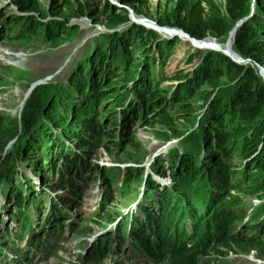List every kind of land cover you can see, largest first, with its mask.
I'll return each mask as SVG.
<instances>
[{"label":"rangeland","instance_id":"374dc122","mask_svg":"<svg viewBox=\"0 0 264 264\" xmlns=\"http://www.w3.org/2000/svg\"><path fill=\"white\" fill-rule=\"evenodd\" d=\"M32 3L35 6L33 10L30 9ZM27 5L28 7H26ZM256 7L257 0H27L24 7L15 0H0V19L6 20L4 26L7 28L0 35V51L7 53L19 52L26 55L23 64H18L19 61L15 60V57L6 58L5 55L0 53V149H3V152H0V162H2L1 156H4V159L6 158L5 153L8 147L11 152L20 151L18 156L28 167L32 163L36 169L41 166L35 162L36 159L30 158L38 152L35 151V146L38 143L39 135L33 134L31 137H27L21 134L22 131L20 129L23 127L22 124L20 126V121L22 120L20 119V111L25 99V92H27L25 101L38 95L35 94L36 88L27 89L34 81V84L48 82L49 84L44 87L45 90L53 82H60L61 84L68 82L69 84L73 74L77 75V71L74 68L79 62L83 61V55L87 51H95L98 46L104 49L105 52H109L108 45L110 44L116 51L112 57L119 63L112 66L106 75H104L103 71L93 74L96 70H92V74L86 79L92 80L97 75V86L95 88L90 89L86 86L83 92H80L75 89L76 80L74 85L71 86L72 93L70 92L68 96H63L59 100V103L72 102L74 104L72 111L74 112L79 104L85 102L87 96L93 97L96 100V106L94 107L96 115L101 118L99 124L105 122L108 115L104 114H108L112 110L116 111L120 118V141L117 139L118 117L110 115L102 130L103 133L109 134L106 139L99 141L98 135L95 134L93 136L94 144L81 148L78 147L79 141L75 142L77 147L85 153L86 159L91 161L90 169L94 165L99 168L95 171L93 170L92 173L87 171L84 178L86 184H80L79 187L74 185L77 190L68 193L69 191L62 189L65 194L67 192L66 197L62 196V198L71 199L72 203L66 205L57 202L55 212L58 214H52L48 220L46 219L45 225L41 227V230H48V233L44 236L43 233L34 236L35 238L33 237L32 239L33 243L29 244V249L34 244L36 251L32 248L27 254H22L19 250H16L17 253L14 256L19 261V264H175L177 262L166 254H160L158 250H148L144 247L138 248L133 246V244L128 245L126 240L132 235L131 233L138 232L136 229L141 230L138 234L143 236H135L136 238H144V232L147 231L152 233L149 234L148 239L152 238V242L157 246L160 244V240H156L155 237L156 229L130 228L134 221L129 220L128 217L125 222L130 227L125 226L121 230L118 226H111L106 233L101 234L92 243H90L91 236L105 223L112 222L117 217L119 218L121 212L125 209L127 210V206L135 199H138L136 200L135 208L133 205L130 207L133 211L128 213L129 215L125 214V211L122 216H130L136 213L140 201L139 198L142 197L143 199L145 197L147 199L150 193L147 186L155 188L156 191L160 190V186L169 190L159 180L160 177H156V174L150 177V169L156 159L152 158L154 153H158L163 149L165 153L161 152L158 154L164 153L165 158L173 153L178 155L173 163H171L170 157H168V162L166 160L163 161V159L156 160L157 172H164V176H167L168 172L177 174L181 168L187 170L190 162L196 163V165L208 172L209 165L217 166L216 162L208 161L207 151L201 145L205 138L203 135L201 138V135L197 134L206 133L209 126L212 129L216 126L220 128L217 124L207 122L206 108L209 104L214 107L217 98L220 100L224 92L227 91V95L232 93L231 89L234 88L230 86L236 84V90L238 91L247 87L253 92V95L248 96L246 103L242 100V103L246 106L243 107L249 109V111L247 110V117L250 118L248 120L250 122L242 123L245 120L241 118L237 120V123L232 122L231 129L226 130L225 138L230 131L243 132L241 136L237 137L240 138L245 136L247 132H251L253 127L264 125V31H255L248 34L247 32L243 34L241 30L239 31V28L246 22V17L250 16L251 12L250 18L257 16L258 11L264 14V11L257 10ZM207 14L211 20L205 18ZM176 16H179L181 20L177 19ZM182 16L183 18H181ZM131 19L151 22L159 29H175L186 35L190 40L203 41L202 44L206 40H211L214 50H200L203 46L198 47L199 49L191 47L193 46L191 43L189 44L184 40L182 42L179 36L172 38L163 36L161 38L162 36L160 37L159 34L145 28L141 24L144 23L147 26V23L135 22ZM242 19L245 21L239 23ZM150 28L155 30L152 26ZM185 28L190 29L189 32ZM2 31L3 28L0 27V34ZM109 31L113 32L108 33ZM232 31L234 32L230 48L227 50V40L230 38ZM172 33L180 34L177 32ZM109 34L113 35L108 37ZM114 36L119 40H114ZM124 38L128 40L124 42ZM98 39L103 40V42L108 41L109 44L104 47L103 43L92 45ZM131 39L136 41H131ZM239 39L243 41L241 43H246L247 47L245 49L237 48ZM139 42L144 43L151 52H142L144 46L140 45ZM234 51L239 55V59L243 63L233 60V57L231 58L230 53L235 58H238ZM210 54L222 55L239 68H221L210 72H208L209 69L205 70L204 68L206 72L203 75L201 73L195 75L204 66V61ZM121 56L123 57L122 59ZM163 58L167 59L161 65ZM109 64L114 63L110 62ZM145 66L146 68H144ZM124 68L129 71L127 77L124 76L126 75ZM133 73L135 74L133 75ZM145 73H148L150 78L145 80V85L150 87L146 91L152 94L146 97L145 100L151 99V103L148 106V110L143 111L141 117L133 119L135 123L130 127L127 124L125 125L127 110L129 106L132 108L135 102L141 100L137 94L135 83L141 87L143 83L142 79L140 80V75ZM114 74H119V77L112 78L111 76ZM120 74L123 75L120 76ZM192 77L194 81L191 83L190 81L187 82ZM103 80H105L103 87L106 86L108 81L111 82V85L119 86L111 88V91L106 90L99 94L97 92L101 91ZM180 83L185 84L183 92H176L175 89ZM238 83H240L241 87L238 86ZM257 83H261L263 86V99L259 98L261 93L257 91ZM120 86L122 87L119 96H112L111 92L114 89L119 90ZM29 90L30 92H28ZM106 93L111 98L99 102L100 96ZM146 94L143 91L142 95ZM69 97H71L70 101H68ZM163 97L170 99L171 102L170 104L166 103L161 110ZM38 100L41 102L45 101V105L52 101L51 97L49 100L47 97L37 98L36 101ZM166 101L169 102L168 100ZM219 107L224 110L229 108V105L219 103ZM243 107L240 109L241 112ZM215 108L218 109L217 103ZM233 109L237 110L236 107H233ZM122 110L124 112L123 116L120 113ZM42 115H45L44 112ZM51 116H53V123L61 124L58 116L53 113ZM75 119V117L71 116V119H69L70 125L75 122ZM227 120L229 121V118ZM231 120H234V117ZM39 121L44 124L43 132L45 130L48 131L49 136L47 135L44 138L50 140L51 143L56 142V136L60 132L67 137L63 131L64 129L58 125L55 127V124L44 119L43 116L40 117ZM109 123H114V125L110 126ZM3 127L6 128L4 131H2ZM189 128L193 129L186 136L188 137L187 146L178 143V141L176 142L177 144L174 143L169 146L176 144L177 148L174 151L167 152L169 147L164 145L160 147V145L155 144L156 142L159 143L160 140L163 142L167 137L176 136L177 129L186 131ZM68 129L70 134H72L71 128L68 127ZM39 131L41 132V128H39ZM57 132L58 134H55ZM234 136L236 135L234 134ZM56 144L58 145V143ZM100 144L106 147L98 146ZM149 144L151 145L149 146ZM72 149L78 157H81L74 146ZM149 150L150 155L148 156ZM248 150L250 153H248ZM67 151L65 150L64 152ZM146 151H148L147 156ZM242 152H245L243 160L247 158L245 161L247 167L245 169L246 175L242 177L239 183L235 182L229 185L227 189L233 190L229 191L230 195L228 197H224V194L221 195V198L224 199L222 201L230 200L225 201V203H229L225 205L233 207L235 209L234 214L244 210V202L247 205L253 197H258V199H263L264 197V167L257 168L255 167L257 165V162L254 161L255 158L248 159L251 154L263 155L264 157V150L256 146L255 148L243 149ZM218 156L219 154L217 153V158ZM54 157H57V155L54 154ZM149 158L152 159L149 164L142 167ZM243 160L239 162L238 168L241 167ZM261 161L264 163V160ZM59 162H63L62 157H59L57 163ZM24 163L21 161V164H19V172L28 175L30 177L29 181L35 184H43L44 182L46 188L50 191V187L46 185L48 181L46 170L42 168L39 171L36 170L38 178L25 167ZM61 163H59L61 172L64 174L72 173V171L67 169L68 165L65 168L66 164ZM227 163L223 162L226 165V169L230 172L231 169ZM110 169L114 170V172H109L107 179L105 178V171ZM129 170H133L138 177L142 173L143 179L140 178L138 185H136L138 181L133 182L130 178H126ZM113 174L115 175L114 181ZM237 175H240V173H229L227 179L230 178L232 180ZM119 176L124 184L123 182L117 183V181H121ZM13 177L16 178L15 173H13ZM100 177H102L101 180ZM69 179H72V177ZM165 179L168 178L165 177ZM73 181L82 182L83 175L80 174L78 179ZM210 183L213 184L211 180ZM120 184L121 188L119 187ZM128 185L130 187H127ZM175 188V186L170 187L172 192H174ZM216 189L217 187H213L212 190ZM33 190L37 194L40 193L35 186H33ZM4 198L0 193V248L3 249L2 252L12 255V250H4V245L1 242L4 239L6 228H8L9 234L5 240L18 242V238L14 237L16 230L13 226L15 225L14 217L21 210L14 209V204L10 202L12 197L8 199V202L12 203L9 206ZM100 204H102L101 208H99ZM148 208V210L152 211V208ZM159 208L161 209V206ZM95 209L97 210L95 211ZM248 209L250 212L258 214V219L255 223L249 222L248 219H242V215H238L231 217L222 225L223 223L217 222L216 214V220L211 224L209 221L212 219V213H208L205 220L202 221L201 227L193 235L189 236L190 238H188L186 245H190L188 248L192 247L190 250H193L194 246L198 242H202L206 235L210 236L223 230L224 233L219 234L216 239L206 241V243H215L209 249L227 248L221 249V253L210 251L205 253L203 256L212 258L209 260L210 264H264V236H240L246 233V230H264V217L260 215L264 211V201L256 208ZM10 213H13L12 216ZM160 213L158 211L150 212L153 217H157ZM59 214L64 215L66 218H63V220L59 219L57 222L58 227H56V230L58 232L56 234L55 226L52 227L50 225H53L56 221L55 219L61 216ZM22 221L25 222V219H22ZM119 221H121L120 218ZM220 224L222 227H220ZM36 228H38V225L33 226L30 232L31 235L39 232V230H36L34 233ZM20 244L21 240L16 248ZM10 246H13V244H10ZM199 256H196L192 264H197ZM203 256L201 255V257ZM7 263L6 259H1L0 261V264ZM201 264L204 263L201 262Z\"/></svg>","mask_w":264,"mask_h":264},{"label":"trees","instance_id":"16d2710c","mask_svg":"<svg viewBox=\"0 0 264 264\" xmlns=\"http://www.w3.org/2000/svg\"><path fill=\"white\" fill-rule=\"evenodd\" d=\"M15 1L18 3H21V5H23V7H24V5H26L27 0H15ZM26 7H28V5ZM33 8H35L34 3H32V7L30 9L33 10ZM256 9L264 11V0H257ZM180 13H181V11H180ZM176 18L179 19L180 17L176 16ZM181 18H183V16ZM205 18L207 20H211V18H209L208 14L205 16ZM179 20H181V19H179ZM179 26L182 27V25H180V24H179ZM185 30L189 32L190 29L188 30L187 28H185ZM240 30L243 32V34L246 32L248 34V33H252L255 31L263 32L264 31V14H262L260 11H258L257 16H255V17L253 16L252 18L247 19L246 22L243 23V25H241V27L239 28V31ZM259 32H257V33H259ZM112 35L113 34H109L108 37H111ZM116 39H118V38L116 36H114V40H116ZM240 39L238 41L239 44L237 43V48L245 49L247 47V45H246V43H241L243 41H240ZM127 40H128L127 38H124V42ZM132 40L133 39H131V41ZM133 41H136V40H133ZM97 42H98V44L103 43V47L105 45L109 44L108 41L103 42V40H101V39H98ZM129 43H128V45H129ZM139 44L144 46V50L142 52H144V51H147V53L151 52L148 50L147 46L144 43L139 42ZM113 45H114V42H113ZM128 45H126V46H128ZM135 45H138V44H135ZM108 49H109V52H105L104 49H102L100 46H98L95 49L93 54H91L90 51H87L83 55V58H82L83 61L79 62L76 65V67L74 68L75 71H77V75L73 74L69 84H68V82L66 84L55 83V84L49 85L46 90L44 89L43 86L35 90V94H38L37 98H41V96L47 97V98L51 97V99H52L51 103H47V101H46L47 105H45V101L41 102L39 100L36 101L37 98L36 99L30 98L28 100V102L25 104L23 111H22V116H21L22 120L20 121L21 122L20 125L22 124V126H23V127H21L23 135H26L27 137H31V136H33V134L39 135L38 139H37L38 143L35 146V151H38V152L36 155H33L30 158L36 159L35 162H37L38 165L40 164L42 167L44 166V164L47 161H49L51 164L48 165L46 167V169H48V170L52 169V171L54 172V170L57 166V163H56L57 158L63 157L62 164L63 163L66 164L65 168L68 165L67 169L69 171H72V173L64 174L62 172V175L60 177V184L61 185L59 186V188L61 190L62 189L67 190V192L69 191L68 193H70L71 191L77 190V188L74 189L75 188L74 185H78V187H79L80 184H82V185L86 184L85 183L86 181H82L81 183L79 182L77 184V181H73V180L78 179V176L80 174H82V172L84 173L83 177H85L86 172L88 170L92 173V171L94 169L92 168L90 170V165H91L90 161L86 160V158L84 160L83 156H81V157L76 156L74 159L69 160L70 153H64L63 152L64 142L60 140L61 137H57V136H56V138H57L56 142H58L60 147H61V144H63L61 147L63 150L61 149V150H59L58 153H56L57 157H55L54 162L51 161L52 160L51 154L54 155L55 150H57V149H52V146L55 142L51 143L50 140L44 138L48 135V131L45 130V132H43L44 124L40 123L39 119L41 116H44V118L47 119L48 121L54 122L52 119L53 116H51V114L53 113L54 115L58 116L60 121H61V124L59 127L64 129L63 131L65 132V134L67 136L66 139H70L73 142H76L78 140L79 141L78 146L80 148H81V146L87 147L90 144H93L92 143L93 139L84 141L80 137V133L83 132V128H85L86 131L88 129L89 132L91 133L92 137L95 134H97L99 137V141L104 140L105 137L107 138L106 135L109 136V134L103 133L102 132L103 129L99 128V126H98V125H100L99 121L101 118L100 117L98 118V116L96 115V109L94 108L96 106V104L94 103L95 99L93 97L87 96L85 102L79 104L75 108L74 112L72 111L73 105H74L72 102L59 103V100L61 97L66 96V95L68 96V94L70 92L72 93L71 86L74 85V83H75L74 81L77 80L75 89L80 91V92H83V89L86 86H88V88H90V89H93L97 86V75L92 80L86 79L87 77H89L90 74H92L93 69L96 70L93 74H95L99 71H103L104 75H106L107 71L110 69V67L112 65V64H109L110 62L114 63V64H119L112 57V55L116 51H114V49L110 46V44L108 45ZM161 52H165V51H161ZM104 57H107V58H104ZM122 58L123 57L121 56V59ZM147 58H148V55H147ZM86 59H88L87 62L85 61ZM166 59L167 58L162 59L161 65ZM144 68H146V66ZM204 68H205V70L209 69L208 72H210V71H213L215 69H217V70H219L221 68H223V69L224 68L235 69V68H239V67L234 65L229 59H227L226 57H224L222 55L210 54L208 57H206V59L204 61V66L195 75H198L199 73H201L203 75L206 72L204 70ZM128 72L129 71L126 70L125 71L126 75H124V76L127 77L129 74ZM134 74L135 73H133V75ZM120 75H123V74H120ZM111 77L115 78V77H119V76L113 75ZM148 78H149L148 73L140 75V79H142V80H147ZM188 81H190V83L193 82L194 81L193 77L190 78L189 80H187V82ZM110 85H111V82L108 81L106 86H110ZM137 85H139V84H137ZM238 86L241 87L240 83H238ZM256 86H257V91H259L261 93V97H259V98L263 99V97H262V90H263L262 84L257 83ZM184 87H185V84L180 83L177 85L175 90H176V92H183ZM230 87L234 88V89H231L232 93L227 95V93H226L227 91L224 92L223 93L224 95L220 98V100L217 98V101L215 102L214 107L212 104H209L206 108V117L208 119L207 122L217 124L220 128H218L216 126L212 129L209 126V127H207L206 133H203V134L198 133L197 134V135L200 134L201 138L203 135L205 138V139H203V141L206 144L210 145L211 153L207 154V159L210 162H216L217 166L216 165L208 166L209 172L203 168L195 166V167H192L191 169L187 168V170L182 168L178 171L177 174H172V180L175 183L176 192L181 197V202H183V203H184V200L188 197V192L186 190H184L183 188H181L180 185L183 187H186V186H189L192 184L206 185L211 180L214 184L213 187H217V178H218V180L220 182L222 181L223 185L226 186L225 181L223 180V177L226 174V171L223 168V162L225 160L224 157L225 158L227 157L230 159L229 160V167L231 168L232 166L237 165V164H235V161L238 162V160L241 159V157L245 153V152H242L243 149H249V147L255 148L256 146L260 145V148L264 150V125H258V126L253 127V130L251 132H247L245 136H242L240 138H237V137L241 136V134H243V132H240L237 130L236 131H230V133L227 134L226 138H225L226 130L228 131L231 129L230 126L232 125V122L237 123V120H240V118L245 120V121H242V123L250 122V121H248L250 118L247 117L249 109L244 108L246 106L244 103H242V100H244L246 103L248 96L253 95V92L247 87L241 91L236 90V84L234 86H230ZM37 91H39V92L37 93ZM99 92L100 91H98L97 93H99ZM117 94H118V91L112 92V96H114V95L116 96ZM150 95H152V94H150ZM100 97H101V102H103L106 99L111 98V96L107 93L104 95H101ZM70 99H71V97H69L68 101H70ZM166 100H168L169 102H167ZM170 102H171L170 99L163 97V99L161 101V105H162L161 110L163 109V106L166 103L170 104ZM150 103H151V99H149V100L142 99L139 102H135L134 106L132 108L129 107V112L127 113V121H126L125 125L127 124L131 127V125L133 123H135V121H133V119L141 117L143 115V111L148 110V108H149L148 106ZM216 103L218 104V109L215 108ZM219 103H221L222 105H229V108H225L223 110L221 107H219ZM233 107H236L237 110H234ZM242 107H243V110L241 112L240 109ZM43 112L45 115H42ZM120 113L123 116V114H124L123 110ZM240 115H241V117H240ZM71 116L75 117L76 121L70 125L69 119H71ZM256 116H258V115L256 114ZM232 117H234V120H231ZM227 118H229V121L227 120ZM255 123H258V122H255ZM37 124H39V125L37 126ZM109 125L110 126L114 125V123H109ZM68 127L71 128L72 134H70V130L68 129ZM39 128H41V132L39 131ZM81 128H82V130H81ZM5 129L6 128L3 127L2 131H4ZM184 132L185 131H183L182 129H177V135L183 134ZM93 133H94V135H93ZM234 134L236 136H234ZM73 137H75V138H73ZM216 137H217V140H216ZM224 139H226V140H224ZM187 144H188V142H184L185 146H187ZM30 146L32 147V145H30ZM48 148H49V152L51 154L48 152ZM1 150H2V148L0 149V151ZM217 152H220V153H218L219 154L218 158H217ZM248 153H250V151ZM12 154H11V156L8 155L5 159H4V157L1 159L2 162H0V180L3 178L4 175L9 176L10 178L13 176L14 169H13V166L11 165V163H12V161L13 162H15V161H14V158L12 157ZM37 155H38V157H37ZM83 155H84V153H83ZM164 158H165V155L162 157V159H164ZM254 158H255L254 161L257 162V165H255V167L263 168L264 163L261 161V160H264L263 155H259V156L256 155ZM156 160H155V163L153 164V167H152L153 172H151V173L153 175L156 174L158 176H161V174L157 172L158 169H157ZM39 168L40 167H37V169H36L34 167L33 163L30 164L28 167V169L31 171V173L35 174L36 176H37V171H39ZM42 169H44V167ZM52 174H56V173H52ZM133 176L135 178L132 179ZM70 177H72V179H69ZM126 178H130L132 180H134V179L138 180L139 177L136 173L133 172V170H129L127 172ZM213 187H212V189H213ZM57 188H58V186H57ZM190 188L191 187H189V189ZM192 188L195 189L194 187H192ZM236 188H240V187H236ZM149 192L150 193L148 194L147 199H145V197L143 198L142 203L138 206V210L136 211V213L133 214L131 219L134 222H133V225L131 227H136V228L143 227V228L156 229L157 233H155V237H156V240L157 239L160 240L159 250L161 251V254L162 255L166 254L167 256L175 259L177 261L175 264H180V263L192 264L195 261V258L197 255H204L208 251L212 250L209 248L214 246L215 243H206V241L210 240V239H216V237L219 234L224 233L223 230H221L220 232H217L213 235H210V236L206 235L202 239V242H198V240H197L198 244H196L194 246L193 250H190L192 247L188 248L190 245H186L188 238H190V237L187 236V238H185V240H184L183 234H182V232H184V230L181 228H177L178 224H177V218L175 217L176 210L174 207H179L180 204L175 200L174 192H172L170 189L169 190L166 189L163 186H160L159 191H156L154 188L151 191L149 190ZM20 193H21V188H19L17 190V193L15 194V196H11V190H8L6 195L8 196V199H10L12 197L11 199L14 200V202H16L17 201L16 197L19 196ZM229 195H230V193H229V190L227 189L226 192L224 193V197H228ZM216 196H217V189L214 191L211 190V197L209 200V204H211L214 201ZM27 200H32V203L34 202V199L27 198ZM19 202L20 203L25 202V198L22 195H20V197H19ZM62 202L67 205L69 203H72V200L68 199V198H63ZM225 204H228V203L222 202L217 207L218 213L220 214V216H219L220 219H218L217 222L219 221V223H223L222 225H224L225 224L224 222H226L228 219L231 218V217H229L230 215L234 214V213H231V212H234L232 210L233 207H231L230 205H225ZM160 206H161V213L157 217H153L150 214L151 210L146 211V209L148 207H152L153 209H158ZM207 206L211 207L210 205H207ZM100 207H101V205H100ZM185 209L189 213V216L192 217V214L190 212L191 210L188 209V206H185ZM227 209H230V210H227ZM185 215H186L185 212L182 215H180L178 217V221L184 222L183 217ZM23 217L25 219V222H22L24 224V231L28 232L29 227H30V223L28 222L27 216L23 215ZM60 218H61V216L56 219L55 223L58 222ZM137 219H140L142 222L149 223L151 225L149 226L147 224H140L137 222ZM235 219H237V218H235ZM203 220H205V217L200 218L198 220L199 223L196 224L194 227L195 231H197L198 228L201 227ZM215 220H216L215 218H212L211 221H209V222L211 224H213L215 222ZM165 222H167V224H165ZM222 225L220 224V227H222ZM116 226H118L119 228H121V230H123L122 229L123 227L120 226L119 223ZM56 227L57 226H55L54 230H55V233L57 234L58 231L56 230ZM60 228H57V229H60ZM136 231L140 232L141 230L136 229ZM138 232H136L134 234L130 232L132 234V235H130V239L132 240V243H134L133 246H137L138 248H142V247H144V245H147L148 242H151L153 240L152 238L148 239L149 234H152V233H149L147 231L144 232L145 233L144 238H136L135 236L143 237L142 235L138 234ZM199 232H201V230H199ZM171 233H174L175 235H173ZM156 234H158V235H156ZM206 234H209V233H206ZM176 235H179V236H176ZM216 247H217V243H216ZM217 249L219 250L221 248H217ZM225 249H227V248H225Z\"/></svg>","mask_w":264,"mask_h":264},{"label":"clouds","instance_id":"9594fccd","mask_svg":"<svg viewBox=\"0 0 264 264\" xmlns=\"http://www.w3.org/2000/svg\"><path fill=\"white\" fill-rule=\"evenodd\" d=\"M5 23H6V20H4V19H0V27H2L3 28V31H2V33L0 34V35H2L6 30H7V28L4 26L5 25ZM139 24V23H138ZM111 32H113V31H109L108 33H111ZM98 42H97V40H96V42H94V43H92V45H94V44H97ZM91 54H93L94 53V51L93 52H90ZM88 59H86L85 61H87ZM114 65H116V64H112L111 65V67L112 66H114ZM111 67H110V69H111ZM143 67V66H142ZM125 71V70H124ZM107 73H108V71H107ZM114 75H119V74H114ZM121 76V75H120ZM116 78V77H115ZM148 79H150V78H148ZM49 80V79H48ZM132 80V79H131ZM130 80V81H131ZM141 80V79H140ZM104 81L105 80H103V83H102V86H101V91L99 92V94L102 92H105L106 90H110L111 91V88H115V87H117V86H119V85H110V86H107L106 88H105V86L103 87V84H104ZM129 81V82H130ZM35 82V81H34ZM34 82L31 84V85H33L34 84ZM55 83H60V82H53L52 84H55ZM142 83H143V85L140 87L139 85H137V83H135V87H136V90L138 91L137 92V94H138V96H139V98L142 100V99H145L146 97H148V96H150V93H148V91H146L148 88H150V87H147L146 85H145V80H142ZM49 83L48 82H45V83H41V84H38V85H33L32 87H31V85L29 86V87H27V89H33V88H38V87H46L47 85H48ZM40 85V86H39ZM38 86V87H37ZM138 86V87H137ZM121 87L122 86H120V88H119V90L118 89H114L112 92H116V91H118V94H117V96H119V94H120V92H121ZM35 89V90H36ZM116 90V91H115ZM110 91H108V92H110ZM143 91H145L147 94L146 95H142V93H143ZM111 92V93H112ZM98 94V95H99ZM108 94V93H107ZM38 95H35L33 98H36ZM115 96V95H114ZM41 98H44L43 96H41ZM29 100V99H28ZM28 100L27 101H25V103H24V105H23V107H22V109H21V116H22V111H23V108H24V106H25V104L28 102ZM48 100H49V98H48ZM140 100V101H141ZM98 101L100 102L101 101V97L98 99ZM107 102V101H106ZM94 103H96V100H95V102ZM127 104V103H126ZM104 105V104H103ZM103 105H102V107H103ZM130 107V106H129ZM19 112V113H20ZM129 112V109L127 110V113ZM18 113V114H19ZM104 115H108L107 116V118H106V120H105V122L109 119V117H110V115L112 116H116V117H118V126H117V128H118V131H117V139L120 141V126H119V114H117L116 113V111H114V110H112V112H110V113H108V114H104ZM104 115H101V116H104ZM21 116H20V119H21ZM98 117H100L99 115H97ZM112 116V117H113ZM44 118V117H43ZM45 119V118H44ZM47 120V119H46ZM74 121H76V119L74 120ZM51 122V121H50ZM104 122V123H105ZM41 123V122H40ZM52 124H55V126H60V124H58V123H53V122H51ZM104 123H101L100 125H98L99 126V128H101V129H103V125H104ZM39 124H37V126H38ZM21 126V125H20ZM21 129V131H22V128H20ZM193 128H189L188 130H186L183 134H178V135H176V136H170V137H167V138H165L166 140H163V142L160 140V142L158 143V142H156L155 144H157V145H160L161 147L164 145L165 147H169L170 145H172V144H174V143H176V142H178V143H180V144H184V142H188V137H186V136H188V134H189V132L192 130ZM81 130H82V128H81ZM102 133V132H101ZM21 134L23 135V132H21ZM93 135H94V133H93ZM184 135V137H182ZM107 136V135H106ZM58 137H61V141H63L64 142V150H68L67 152H70V149L73 147V146H75L78 150H80L78 147H77V145H76V143L75 142H73L72 140H70V139H66V137L60 132V134L58 135ZM80 137L84 140V141H86V140H92L93 139V137L91 136V133L89 132V130L87 129V131H86V129L85 128H83V132L82 133H80ZM74 138V137H73ZM104 139V138H103ZM105 139H106V137H105ZM92 143L94 144V141H92ZM177 144V143H176ZM176 144L175 145H173V146H171V147H169L168 148V150H167V152L168 151H174L177 147H176ZM151 144H149V146H150ZM202 145H203V148L204 149H206V151H207V154H209V153H211V147H210V145L209 144H206L204 141H202ZM98 146H105V145H102V144H100V145H98ZM82 147V146H81ZM106 147V146H105ZM153 147H155V145H153ZM258 148L260 149V145L258 146ZM81 152H83L82 150H80ZM0 152H3V149L0 151ZM147 152L148 151H146V156H147ZM13 153V154H12ZM20 153V151H18V152H11V151H9L8 150V147H7V149H6V153H5V157H7L8 155H10L11 156V154H12V157L14 158V161L15 162H13L12 161V163H11V165L13 166V169H14V173H15V176H16V178H14L13 176L10 178L9 176H6V175H4L3 176V178L0 180V193H1V195H2V197L4 198V196L6 195V193H7V191L11 188V196H15V194L17 193V190L19 189V188H21V187H23V186H26L27 184H28V181H29V179H30V177H28V175H26V174H23V173H21V172H19V170H18V168H19V164H21V161H22V163H24L23 162V160L22 159H20V157L18 156V154ZM165 153V152H164ZM164 153H162V154H158V153H154L153 155H152V158H157V159H159V160H162V157L164 156ZM217 153H220V152H217ZM245 154V153H244ZM243 154V155H244ZM150 155V150H149V153H148V156ZM177 153H173V154H169L168 156H167V158H166V161L168 162L169 161V159H168V157H170V161H171V163H173L175 160H176V158H177ZM256 155H252L251 154V156H250V158H248V159H251V158H254ZM4 156H1V159L3 158ZM84 157L86 158V155H85V153H84ZM144 159H145V157H144ZM228 159L229 158H227V159H225L224 161L227 163V161H228ZM87 160V159H86ZM230 160V159H229ZM243 160V156L241 157V159H239L238 160V162L237 161H235V164H237L236 166H232L230 169H231V171L229 172L227 169H226V165H224L223 164V168H224V170L226 171V174H225V176L223 177V180L225 181V185L226 186H224L223 185V183H222V181L220 182L219 180H218V178H217V196L215 197V199H214V201L211 203V204H209V200H210V197H211V190H212V187H213V184L212 183H210V181L206 184V185H202V184H192V185H189V186H186V187H183V186H181L180 185V187L181 188H183L184 190H186L187 192H188V197L184 200V203L183 202H181V197L177 194V192H176V188L174 189V196H175V200L180 204V206L179 207H174L175 208V210H176V213H175V217L177 218V228H181V229H183L184 230V232H182V234H183V239H185V238H187V235L186 234H188V235H193L196 231L194 230V227H195V225L196 224H198L199 223V219L200 218H203V217H207V214L208 213H212V218H215L216 219V214H217V220L218 219H220L219 218V216H220V214L218 213V210H217V207L222 203V202H225V201H230V200H225V201H222V200H224L223 198H221V195L222 194H224L225 192H226V190H227V188L229 187V185L230 184H232V183H239L240 182V180L242 179V177L244 176L245 177V175H246V171H245V169L247 168L246 167V165H245V161L247 160V158L246 159H244L243 160V163H242V165H241V167L240 168H238V166L240 165L239 164V162L240 161H242ZM228 166H229V161H228ZM24 165H25V167H27L28 168V166L24 163ZM186 165H187V163H186ZM195 166H198V165H196V163H194V162H190L189 164H188V168L189 169H191L192 167H195ZM142 167H144V164L142 165ZM199 167V166H198ZM201 168V167H200ZM182 169V168H181ZM109 172H114V170H112V169H110V170H107V171H105V173H106V177L105 178H107L108 179V176H109ZM249 171H247V173H248ZM229 173H240V175H237V176H235L234 178H232V180H230V178L229 179H227V177H228V174ZM84 173L82 172V175H83ZM162 175H163V177L162 178H160L159 180L162 182V183H164L169 189H170V187H173V186H175V183L173 182V180H172V173H170V172H168V174H167V176H164V172L162 173ZM113 176H114V179H113V181L115 180V175L113 174ZM165 177L166 178H168V179H165ZM119 178H120V180H121V177L119 176ZM133 178H135L134 176L132 177V179ZM140 178L141 179H143V177H142V173H141V176L138 178V180H133V182L134 181H138L137 183H136V185H138V183L140 182ZM102 179V177H100V180ZM131 179V180H132ZM99 180V181H100ZM120 182H123V180H121V181H117V183H120ZM167 182H169V183H167ZM123 184H124V182H123ZM116 185V184H115ZM170 186V187H169ZM120 188H121V184H120V186H119ZM127 187H130V185H128ZM189 187H191L190 189H189ZM192 187H194L195 189H193ZM236 188V187H235ZM171 190V189H170ZM230 190H233V189H229V191ZM134 194V193H133ZM19 197H20V195L19 196H17L16 198V200H17V206H16V208L18 209V210H21L22 212H23V215L24 216H27L28 217V222L30 223V227H29V230H28V232H25V237L26 236H28V234L31 232V230H32V228H33V226H34V218H35V210H34V208H33V203H32V200H25V202L24 203H20L19 202ZM142 197H140L139 199H141ZM255 199H257V200H255ZM136 200H138V199H135L134 201H132L127 207H128V209H127V213H129V211H130V207L132 206V205H134V203L136 202ZM244 201V200H243ZM243 201H232V202H243ZM264 201V197H263V199H258V197H253L252 199H251V201L249 202V203H247V205L245 204V202H244V210H242L240 213L239 212H237L236 214H233V215H230L229 217H236V216H238V215H242V219H248L249 220V222H251V223H255L256 221H257V219H258V214L257 213H252V212H250L249 211V209L248 208H256L260 203H262ZM207 205H210L211 207H208ZM185 206H188V209H190L191 211V214H192V217L191 216H189V213L187 212V210L185 209ZM150 208H152V207H150ZM149 208H147L146 209V211L148 210ZM125 211H126V209L125 210H123L122 212H121V215L122 214H124L125 213ZM155 211H158V212H161V209L160 208H158V209H153L152 208V211H150V212H155ZM186 213V215L183 217V220H184V222L183 221H181V222H179L178 221V217L180 216V215H182L183 213ZM195 212V213H194ZM126 213V214H127ZM260 215H262L263 217H264V211H262L261 213H260ZM119 217H121V216H119ZM118 218V217H117ZM116 218V219H117ZM121 219V218H120ZM240 221H241V219H240ZM137 222L138 223H140V224H147V225H151V224H149V223H144V222H142L141 220H139V219H137ZM119 223V221L117 222V224ZM116 224V225H117ZM239 224V223H238ZM237 224V225H238ZM116 225H115V227H116ZM126 226V225H125ZM125 226H123V228L122 229H124V227ZM130 228H132V227H130ZM236 229H237V226H236ZM235 229V230H236ZM235 230H234V232H235ZM246 230V229H245ZM176 231V230H175ZM246 233H244V234H242V235H240L241 237H245V236H247V235H254V237H261V236H264V230L263 229H253V230H246L245 231ZM8 234H9V232L8 231H4V236L6 237V236H8ZM171 234H173V235H175L174 233H171ZM18 235H17V232H15V234H14V237H16V238H18V242L17 243H15V242H11V241H8V243H7V245H9V244H13V245H18L19 243H20V239H19V237H17ZM176 236H179V235H176ZM253 237V238H254ZM7 245H4V247L3 248H5L4 250H8L9 248H8V246ZM1 247V246H0ZM0 250H3V249H1L0 248ZM201 258V256H199L197 259H200ZM197 264H199V261H197L196 262Z\"/></svg>","mask_w":264,"mask_h":264},{"label":"bare ground","instance_id":"6f19581e","mask_svg":"<svg viewBox=\"0 0 264 264\" xmlns=\"http://www.w3.org/2000/svg\"><path fill=\"white\" fill-rule=\"evenodd\" d=\"M132 21H135V22H139L138 20H135V19H131ZM140 22H145V23H147L148 25L146 26L144 23H141L143 26H145V28H147V29H149V30H151V31H154V32H156L157 34H159V36L161 37V38H163V36L164 37H166V38H172V37H174V36H179V38H180V40L183 42V40L184 41H186L187 43H191L193 46H191V47H195V48H198V47H202V48H200V50L202 49V50H204V49H208V51L210 50V51H212V50H214V45L212 44L213 42L211 41V40H206V41H204V43L202 44V42L203 41H193V40H190L188 37H186V35H184V34H181L180 32H178V31H176L175 29H170V28H164V29H159V27H157L155 24H153V23H151V22H147V21H140ZM150 26H152L155 30H153V29H151L150 28ZM167 32H169V33H171V34H173L172 32H177V33H180L181 35H183V36H181L180 34H173V35H171V34H168ZM233 32L234 31H232V33H231V35H230V38L227 40V50L230 48V43H231V38H232V36H233ZM223 44V43H222ZM199 49V48H198ZM234 50V49H233ZM0 53L2 54V55H5L6 56V58L7 57H15V60H17V61H19V63L18 64H23V61H24V59H25V56L26 55H23V54H21V53H19V52H11V53H7V52H3V51H0ZM234 53H235V55L238 57V58H235L234 57V55L232 54V53H230L229 55L231 56V58L233 59V60H235V61H237V62H241V63H243V61H241L240 59H239V55H237L236 54V52L234 51ZM6 62V61H5ZM240 64V63H239ZM263 77H264V74H263ZM45 82V81H44ZM35 86L36 85H38V83H36V84H34ZM128 88H130V87H128ZM33 89H35V88H33ZM22 91V90H21ZM24 91V90H23ZM17 92V91H16ZM25 92V91H24ZM28 92H30V90L28 91ZM26 94H25V99H24V102L22 103V105H21V109H22V107H23V105H24V103H25V100H26V97H27V92H25ZM44 117V116H43ZM99 123H100V121H99ZM44 128V127H43ZM55 134H58V132L57 133H55ZM52 135V134H51ZM49 136V135H48ZM58 137V136H57ZM133 137V136H132ZM56 143H58V142H55L54 144H53V146H52V149H57L56 150V152H55V154L56 153H58L59 152V150H61L62 148V145L63 144H61V147H60V145L58 144H56ZM60 143V142H59ZM64 146V145H63ZM49 147V146H48ZM161 147V146H160ZM159 147V148H160ZM74 148H75V150L77 151V153L80 155V156H83V159L85 160V157H84V155H83V152H81L80 150H78L75 146H74ZM158 148V149H159ZM155 149V148H154ZM157 149V150H158ZM63 150V149H62ZM152 150V149H151ZM48 152H49V148H48ZM63 152H64V150H63ZM161 152H164V150L162 149L160 152H158V153H161ZM50 153V152H49ZM64 153H70V157H69V160H71V159H74L77 155H76V153H75V151L71 148L70 149V152H64ZM154 153V152H153ZM152 153V154H153ZM48 154V153H47ZM51 154V153H50ZM49 154V155H50ZM45 157V156H44ZM63 158V157H62ZM48 159V158H47ZM51 161H53L54 162V160H55V157H54V155L53 154H51ZM157 159V158H156ZM155 159V160H156ZM224 159H225V157H224ZM152 159L151 158H149V159H147V161H145V163H144V165H146V164H149V162L151 161ZM155 160H154V162H153V164L155 163ZM166 160V158H164L163 159V161H165ZM59 161V157L57 158V161H56V163ZM77 162V161H76ZM91 162V161H90ZM59 163H61V162H59ZM59 163H57V166H56V169H55V171H54V173H56V174H53L52 175V173H53V171H52V169H46V167L48 166V165H50L51 163L49 162V161H47L45 164H44V169L43 170H46L45 172L46 173H48V181H47V186L48 187H50V191L46 188V186H45V184H44V182H43V184H35V183H33L32 181H28V184L26 185V186H23V187H21V193H20V195H22L24 198H25V200H27V198H30V199H34V202H33V208H34V210H35V221H34V225H38V228H36L35 229V231H34V233L36 232V230H39V232L38 233H35V234H33V235H31V233H29L28 234V236H26L25 237V231H24V224L22 223L23 221H22V219H24V217H23V212L21 211L20 213H18V214H16L15 215V217H14V221H15V225L13 226V228L16 230V232H17V235H18V237H19V239L21 240V244H20V246L19 247H17L16 248V246L17 245H13V246H10V244L9 245H7V243H8V241H6L5 240V236H4V239H3V241L1 242L3 245H7L8 246V248L10 249V250H12V255H10V254H8V253H5V252H2V250H0V261H1V259H6L7 261H8V263L7 264H19V261L15 258V256L14 255H16V250H19V252L20 253H22V254H27L29 251H31V249L33 248L34 249V251H36V249H35V247H34V244H33V247L31 248V249H29V244L32 242L33 243V241H32V239H33V237L34 236H36V235H38V234H40V233H43V236L48 232V230H41V227L43 226V225H45V223L47 222V220H48V218L52 215V214H58L57 212H55V208H56V206H57V202H61V203H63L62 202V196L63 197H66V195H67V193L65 194V192L63 191V190H61L60 188H59V186L61 185L60 184V177H61V175H62V172H61V170L59 169ZM80 163V162H79ZM62 164V163H61ZM209 166H211V165H209ZM42 166H40V168H39V170L41 169V168H43ZM153 167V166H152ZM152 167H151V169H150V171L151 172H153L152 171ZM97 168H99V167H97L96 165H94L93 166V169H94V171L97 169ZM134 168H137V167H134ZM132 169V168H131ZM91 170V169H90ZM100 171H101V169H99ZM136 170V169H135ZM89 171V170H88ZM161 174V176H162V173H160ZM152 176H155V174L153 175L152 173L150 174V177H152ZM161 176H158V175H156V177H160L161 178ZM39 178V177H38ZM40 178H41V176H40ZM54 178V179H53ZM85 177H83V181H86L85 179H84ZM156 181V180H155ZM41 182V181H40ZM63 182V181H62ZM81 182V181H80ZM157 182V181H156ZM79 182H77V184H78ZM33 186H35L39 191H40V193L39 194H37V193H35L34 192V190H33ZM57 186H58V188H57ZM147 188L151 191L152 189H154V188H151V187H148L147 186ZM74 189H76V188H74ZM58 192H59V194H58ZM65 194V195H64ZM98 196V195H97ZM5 200H6V202H8V196L6 195V197L4 198ZM39 199V200H38ZM41 201H43L42 203H41ZM142 201H143V199L141 198L140 199V201H139V203H138V206L142 203ZM3 202V201H2ZM10 202H12L13 204H14V209L15 210H17V208H16V206H17V201L16 202H14V200H11ZM10 202H8L7 203V205L9 206L10 204H12V203H10ZM98 203V202H97ZM101 203V202H100ZM64 204V203H63ZM137 204V202L136 203H134V205H133V207L135 208V205ZM229 204V203H228ZM100 205H102V204H100ZM100 205H99V207H100ZM243 206V205H242ZM101 208V207H100ZM97 209H98V207H97ZM97 209H95V211L97 210ZM233 211L235 210L234 208L232 209ZM133 210L130 208V211H129V213L130 212H132ZM13 213H14V211H13ZM13 213H10V215L12 216V214ZM126 213H127V210H126ZM125 213V214H126ZM231 213H233V212H231ZM128 214V213H127ZM9 215V214H8ZM59 215H61V218H60V220L62 219L63 220V218H66V217H64V215H62V214H59ZM129 215V214H128ZM132 216H133V214L132 215H130V216H127V215H124V216H122L121 215V221H119L120 222V226H127V227H130V225L129 224H127L126 222H125V219L128 217V219L129 220H132L131 218H132ZM59 217V216H58ZM57 217V218H58ZM124 217V218H123ZM47 219V220H46ZM56 220V219H55ZM133 221V220H132ZM64 224V223H63ZM71 224V223H70ZM54 226H57L58 227V225H57V222L56 223H54L53 224ZM53 225H50V226H53ZM6 231H8V228H6ZM21 231V232H20ZM188 237L190 236V235H188V234H186ZM23 236V237H22ZM35 238V237H34ZM221 249H225V248H221ZM221 249H219L218 251H217V249H212V250H210V252H217V253H221ZM201 256V255H200ZM203 256V255H202ZM210 259H212L211 257H209V256H203V257H201L200 259H199V264H201V262L202 263H204V264H210L209 263V260Z\"/></svg>","mask_w":264,"mask_h":264},{"label":"water","instance_id":"95a60500","mask_svg":"<svg viewBox=\"0 0 264 264\" xmlns=\"http://www.w3.org/2000/svg\"><path fill=\"white\" fill-rule=\"evenodd\" d=\"M251 15H252V12L250 13V16L247 15L248 17H246V20L249 19L251 17ZM243 21H245V20L242 19L239 21V23H241ZM119 218H117L116 220H114L112 222H107V223H105V225H103L101 228H99V230L96 231V233H94L91 236V242L90 243H92L94 240H96L101 234L106 233L109 230V227L116 225L117 222L119 221ZM126 241H128V245L134 244V243H132V240L130 239V237H128ZM144 248L148 249V250H158V252L161 254V251L159 250V246L155 245L152 241L148 242L147 245H144Z\"/></svg>","mask_w":264,"mask_h":264}]
</instances>
